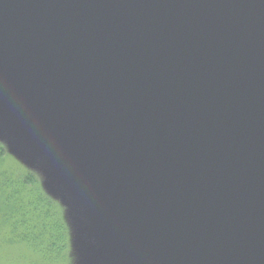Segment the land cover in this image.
<instances>
[{
	"label": "water",
	"instance_id": "obj_1",
	"mask_svg": "<svg viewBox=\"0 0 264 264\" xmlns=\"http://www.w3.org/2000/svg\"><path fill=\"white\" fill-rule=\"evenodd\" d=\"M0 138L91 264H264V0H0Z\"/></svg>",
	"mask_w": 264,
	"mask_h": 264
},
{
	"label": "rangeland",
	"instance_id": "obj_2",
	"mask_svg": "<svg viewBox=\"0 0 264 264\" xmlns=\"http://www.w3.org/2000/svg\"><path fill=\"white\" fill-rule=\"evenodd\" d=\"M46 174L0 138V264H91L79 217ZM50 238L64 239L61 257L47 252Z\"/></svg>",
	"mask_w": 264,
	"mask_h": 264
},
{
	"label": "trees",
	"instance_id": "obj_3",
	"mask_svg": "<svg viewBox=\"0 0 264 264\" xmlns=\"http://www.w3.org/2000/svg\"><path fill=\"white\" fill-rule=\"evenodd\" d=\"M3 155V153H1V156ZM26 183V182H25ZM27 185H32L33 184V181L31 179H28V182L26 183ZM31 202V201H30ZM26 216L27 214H25V219L22 223H20V225H22L23 223H26ZM26 225V224H25ZM24 225V230L27 232L28 230L26 229V226ZM39 230V229H38ZM37 230V231H38ZM34 230V232H37ZM39 234V233H38ZM64 240V239H62ZM60 240V239H53V238H50V240L48 241V244L46 246L48 251L47 252H50L52 255L54 256H58V257H61L62 255V252L65 248V242L63 243V241Z\"/></svg>",
	"mask_w": 264,
	"mask_h": 264
}]
</instances>
